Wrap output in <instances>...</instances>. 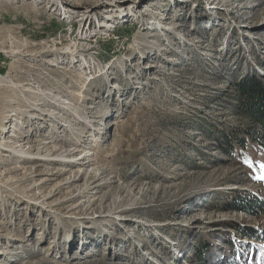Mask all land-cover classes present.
<instances>
[{
	"label": "rangeland",
	"instance_id": "374dc122",
	"mask_svg": "<svg viewBox=\"0 0 264 264\" xmlns=\"http://www.w3.org/2000/svg\"><path fill=\"white\" fill-rule=\"evenodd\" d=\"M84 1L0 0V109L39 107L50 94L62 110L45 108L64 124L53 135L47 125L15 140L48 134L47 145L76 148L75 157L95 152L64 192L95 175L102 183L49 211L34 204L44 193L26 180L33 162L12 153L0 163V248L23 250L33 239L40 264H202L204 251L203 264H229L234 250L242 264H258L264 214L229 203L264 200V152L235 108L233 88L242 76H264V0ZM123 3L124 17L101 27ZM134 6L150 16L138 17ZM27 116L3 121L1 139L16 120L26 130ZM46 166L76 169L65 161ZM23 228L31 240L22 241Z\"/></svg>",
	"mask_w": 264,
	"mask_h": 264
},
{
	"label": "bare ground",
	"instance_id": "6f19581e",
	"mask_svg": "<svg viewBox=\"0 0 264 264\" xmlns=\"http://www.w3.org/2000/svg\"><path fill=\"white\" fill-rule=\"evenodd\" d=\"M34 1L38 2V3L46 2V0H34ZM48 1L51 4L55 3V0H47V2ZM68 1H69L68 3H70V5L72 7L82 6V4H81L82 2H87L84 0H68ZM94 1H96V0H92V2H94ZM142 1H144V0H142ZM152 1L154 2V0H150L149 2H152ZM216 1H220V0H216ZM89 2H91V1H89ZM124 4L125 3L119 4V5L117 4V6L113 7L114 10L111 8L110 9L108 8L110 10V12L108 11L109 14L103 16L104 18H106V21H102L100 23V26L101 27H111V22H110L111 19H114L115 17H119L120 15L123 14V12L127 13L126 9L125 10H124V8L120 9V7L123 6ZM94 5L100 6V5H102V3L96 4V2H94L93 6ZM72 7H69V8H72ZM128 9H129V7H128ZM134 9H138V11L134 10L135 14L138 15V17H139V15L140 16H145V15L150 16V13H147V11L148 12L152 11V10H149L147 8L145 10H139V7H136V6H134ZM63 10H64V13L70 11L69 9L65 10V8H63ZM111 11H114V12L111 13ZM115 12H116V14H115ZM72 13H75V12H72ZM117 13H119V14H117ZM128 13L131 14V12H128ZM151 13L155 14L154 11ZM149 23L150 22H148V21L146 22V24H149ZM134 57H135V55H134ZM47 63H51V62H47ZM64 70H66V69H64ZM111 77L114 78V76H111ZM132 77L137 78L135 75H133ZM4 79H5V76L0 77V91L2 90L3 87H6V80H4ZM127 82H131V80H128ZM134 82H136V81H134ZM26 83H28V82H26ZM131 88H133V85H130V89ZM27 92H28V90H27ZM37 95H39V97H40L41 94L37 93ZM50 98H51V100L53 99V97L50 94L42 95L41 98L39 99L40 100L39 107L30 105L29 107L23 106V108H21V107H13L12 105H10V106L6 107L5 110L0 109V131L2 133H3L4 128H5L3 121L5 122V120L9 119L11 116L23 115V117H26L27 114H29L27 116L29 121L27 123L28 126H27L26 130H23V129L21 130L19 128L20 125L19 126L17 125V123L19 124V122L15 119L16 125L11 127L12 130L9 133V136L6 139L4 137V140H3V138L1 139V136H0V149L4 150L3 152L8 153V154H6V153L1 152L0 156H1V158H4V159H0V163H4L5 161L10 162L11 158H9V157H11V154L14 152L15 153L20 152L21 157H24V158L30 160L31 162H33V164H34L33 166H27V167H30L29 169L27 167H22L19 165H14V167L12 169L27 168V169H25V171L27 172V176L26 175L25 176H26V180L32 181V182H30L31 188L39 189L41 192L44 193L42 195L41 200L34 199L35 202H37L34 204L39 205L42 208H44V206L49 207L48 208L49 211L59 213V210L63 209V208H60L58 206L60 203H70L69 201L72 202L74 200L76 201V199H78V198H85L90 193L91 189L95 190L102 183L96 182V181L101 180V179L99 177H96V175H95V176H93V180H91L90 182L85 181L83 186L76 188V189L73 188L70 191L64 192V190L71 187V185H73V183L76 180L80 179L84 174H86V172L88 171L87 168L90 167L94 163L93 158H91V155L94 154L95 152L91 153V151L86 152L85 150H82V152L79 153L78 155H76V157H75V153L77 151H79L76 148H73V150H69V149L63 150L62 148L56 147L55 145L49 146V145H47L48 142H44V139H43L44 136L43 135H48V134L53 135L57 132L58 128L61 129L64 126V124L62 125L61 122H59V115H57L58 113L56 111L54 112L52 109H51L52 110L51 111V110L45 108V106H50V104L52 105L53 102H51ZM52 107H54V109H56V110L59 109L60 112L62 110V109H60V107H57L55 104L52 105ZM9 112L10 113L13 112L14 114H10ZM49 121L55 122V124H53V123L47 124ZM47 125L52 126V128H51L52 131L50 130L49 131L50 133H48V134H42V135L40 134L38 137H35L34 139H29V138L25 137V140L23 139L22 141H16L15 140L17 137L22 136L25 133H30V131L31 130L33 131L34 128L38 127V131H39V129H43V128L45 129V127ZM85 136L86 135H84V137ZM84 142H85V140H84ZM77 145H80V144H77ZM67 157H70L71 159H67ZM15 160H17V159H15ZM63 161L70 164L72 166V168L76 167V169L61 170V169H56V168L51 169L48 166H46L47 163L53 164L56 162L61 163ZM62 173L67 174V176L62 178V179L57 180L59 176H62ZM48 184H51V187L48 188L47 187ZM59 193L64 194V196L62 197L63 198L62 200H56L55 203H49L47 201L48 198H50L56 194H59ZM86 201H89L90 203L92 202L88 199H86ZM105 215L106 214L102 213V211H99V213H98V216L101 218L104 217ZM87 216L88 215L83 217V219L89 220V219L93 218V216H90V217H87ZM17 232H18V230H17ZM19 234L21 236L22 241H24V242L29 241L33 238V237H31V233H29V231L28 232L26 231V228H23V230L21 232H19ZM2 237L3 236H0V240L2 239ZM45 237L42 239L43 241H45V239H46ZM10 240H13V239L10 238ZM31 245H33V246H31ZM27 246L25 244L26 248L23 247V250H16V251L9 250V249H7V247L0 248V264H40L41 263L40 261H36L35 259L34 260L32 259L33 257L39 258V255H38L39 247H37V243L33 244V239H32L31 244H29ZM19 247L22 248V245H20ZM57 262H59V261H57Z\"/></svg>",
	"mask_w": 264,
	"mask_h": 264
},
{
	"label": "trees",
	"instance_id": "16d2710c",
	"mask_svg": "<svg viewBox=\"0 0 264 264\" xmlns=\"http://www.w3.org/2000/svg\"><path fill=\"white\" fill-rule=\"evenodd\" d=\"M233 88L235 90V108L237 112L249 120L250 127L247 132L250 133L256 146L264 152V76L259 77L255 74L242 76L234 82ZM225 142L228 143L229 147L233 146L231 141L225 139ZM240 142L242 143L241 139L237 141V143ZM229 205L230 209H239L255 216L264 214V200L257 197H239ZM258 234L261 233L259 232L253 237L259 238ZM263 253L262 247H259L258 256H256L259 260L258 264H264ZM205 254V251L201 253L198 258L199 263H204ZM239 255L238 251L234 250L229 264H242V261H239Z\"/></svg>",
	"mask_w": 264,
	"mask_h": 264
}]
</instances>
